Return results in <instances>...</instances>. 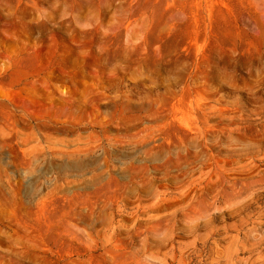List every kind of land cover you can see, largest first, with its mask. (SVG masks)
Listing matches in <instances>:
<instances>
[{
    "label": "rangeland",
    "instance_id": "374dc122",
    "mask_svg": "<svg viewBox=\"0 0 264 264\" xmlns=\"http://www.w3.org/2000/svg\"><path fill=\"white\" fill-rule=\"evenodd\" d=\"M0 264H264V0H0Z\"/></svg>",
    "mask_w": 264,
    "mask_h": 264
}]
</instances>
